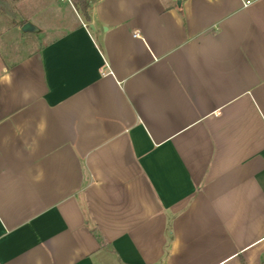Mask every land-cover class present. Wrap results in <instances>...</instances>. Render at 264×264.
<instances>
[{"label": "crops", "instance_id": "obj_1", "mask_svg": "<svg viewBox=\"0 0 264 264\" xmlns=\"http://www.w3.org/2000/svg\"><path fill=\"white\" fill-rule=\"evenodd\" d=\"M66 1L0 40V264H261L264 0Z\"/></svg>", "mask_w": 264, "mask_h": 264}, {"label": "rangeland", "instance_id": "obj_2", "mask_svg": "<svg viewBox=\"0 0 264 264\" xmlns=\"http://www.w3.org/2000/svg\"><path fill=\"white\" fill-rule=\"evenodd\" d=\"M40 0H28L26 5H22L20 4L21 0H8L10 6H11V11L13 15H9L7 13H4L0 10V40H4L5 42H7L8 45H13L14 46L17 44H25L24 42H26V46L28 45H32V44H39L41 39L37 38L35 35H31L30 36V40L29 41H21V38L19 36H14L13 34H9L6 32L7 29L11 28L13 25H18L19 22L23 21V20H27L28 22H30L29 20H35L36 22L38 21V18L40 15H37V11H36V7L37 4L36 2ZM44 2V0H41ZM63 2V0H62ZM64 2H66L65 4L67 5V1L64 0ZM33 3H35V6L32 5ZM33 6V7H32ZM65 7V6H64ZM38 23V22H37ZM20 41L22 43H20ZM16 45V46H17Z\"/></svg>", "mask_w": 264, "mask_h": 264}, {"label": "trees", "instance_id": "obj_3", "mask_svg": "<svg viewBox=\"0 0 264 264\" xmlns=\"http://www.w3.org/2000/svg\"><path fill=\"white\" fill-rule=\"evenodd\" d=\"M93 1L95 0H71L75 9L87 22L91 21L90 9ZM0 10L9 15H13L8 0H0ZM261 264H264V261H262Z\"/></svg>", "mask_w": 264, "mask_h": 264}, {"label": "water", "instance_id": "obj_4", "mask_svg": "<svg viewBox=\"0 0 264 264\" xmlns=\"http://www.w3.org/2000/svg\"><path fill=\"white\" fill-rule=\"evenodd\" d=\"M93 27H94L93 24H89V28L93 29ZM21 30L24 31V32L35 31L36 27L34 25H32L31 23H29V22H25L22 25Z\"/></svg>", "mask_w": 264, "mask_h": 264}, {"label": "built area", "instance_id": "obj_5", "mask_svg": "<svg viewBox=\"0 0 264 264\" xmlns=\"http://www.w3.org/2000/svg\"><path fill=\"white\" fill-rule=\"evenodd\" d=\"M246 3H249V0H247ZM102 73H103V72H102Z\"/></svg>", "mask_w": 264, "mask_h": 264}]
</instances>
